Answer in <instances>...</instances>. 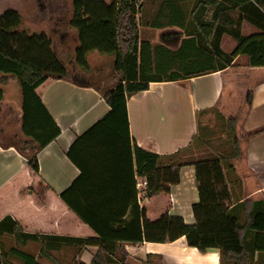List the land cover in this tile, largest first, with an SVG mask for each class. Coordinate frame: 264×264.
I'll return each instance as SVG.
<instances>
[{
	"label": "trees",
	"instance_id": "1",
	"mask_svg": "<svg viewBox=\"0 0 264 264\" xmlns=\"http://www.w3.org/2000/svg\"><path fill=\"white\" fill-rule=\"evenodd\" d=\"M138 2L71 0L67 24L75 30L69 38L74 49L70 53L65 47L64 55L56 52L52 37L55 31L28 34L22 29L19 12L8 9L0 14V73L18 81L22 96L19 123L11 142L34 175L39 172L38 152L60 134L37 87L48 77L67 76L64 58L68 54L74 67H86V56L93 51L113 55L114 70L121 73L118 83L102 92L110 108L107 114L78 136L67 151L80 174L58 196L94 235L28 233L10 216L0 221V234H14L21 243L39 241L41 255L63 247L77 248L78 255L82 247L96 246L89 264L123 262L127 255L124 244L171 242L184 237L199 251L217 249L221 264H244L250 251L264 252V199L239 204L245 216L241 224L232 207L221 159L175 162L172 158L178 153L160 156L138 147L129 133L127 98L146 90L150 82L176 81L222 70L238 55L246 56L248 67H264V0H196L193 19L199 24L198 31L187 34L175 51L139 41ZM244 20L258 32L243 35ZM208 30L212 33L209 44L201 37L205 35L208 41ZM223 33L236 41L229 53L219 47ZM208 46L209 60L193 52L207 50ZM208 62L212 65L207 66ZM202 63L205 65L201 67ZM246 103H250V94ZM229 122L234 129L236 118ZM239 154L234 139V156ZM187 164L194 166L198 192V201L192 205L193 224L169 214L170 186L179 182V169ZM135 175L146 180L145 200L140 204ZM249 233L250 243L245 240ZM13 250L25 264L29 260L30 264H38L33 255ZM1 257L0 253V264ZM72 264L85 263L75 257Z\"/></svg>",
	"mask_w": 264,
	"mask_h": 264
},
{
	"label": "crops",
	"instance_id": "2",
	"mask_svg": "<svg viewBox=\"0 0 264 264\" xmlns=\"http://www.w3.org/2000/svg\"><path fill=\"white\" fill-rule=\"evenodd\" d=\"M32 1L31 4L38 3V0ZM195 1L141 0L140 13L136 15L139 41L177 50L182 40L188 38L187 34L198 31L199 24L193 19ZM168 14L174 17V22L167 21ZM255 32H258L256 27L245 20L242 22L243 35ZM205 33L208 41L201 34L202 42L209 44L212 33L209 30ZM64 40L65 36L61 34L60 41ZM219 43L224 53H229L236 45L226 33L220 36ZM193 52L198 53V57L210 59V46L207 50L193 49ZM211 65L208 62L207 66ZM164 67L167 72V65ZM67 70L66 77H48L36 89L60 129V134L37 154L38 174L32 173L26 158L12 142L0 139V221L10 216L28 233L89 237L94 235L93 232L58 197L80 174L66 153L78 136L107 114L110 108L102 92L114 87L121 73L112 70L101 75L96 70L94 75L100 77H97V83H92L72 77L70 71L76 72L75 67H67ZM0 74V103L8 98L7 102L15 106L20 118V85L18 99L14 102L9 99L7 87L16 79ZM248 94L249 104L246 103ZM215 111L235 117V128L243 134L242 141L238 142L239 156L223 168L232 207L243 224L244 210L239 204L264 199V67H248L246 56L238 55L222 70L176 81L150 82L146 90L127 98L132 143L160 156L180 154L189 148L198 133L199 118ZM141 178L135 175L136 181ZM170 199L169 214L180 216L186 224H193L192 205L198 201L193 165L180 167L179 182L170 186ZM251 239L249 233L245 240L250 243ZM124 248L127 255L123 262L106 264H221L217 249L199 251L189 246L184 237L171 242L124 244ZM13 249L33 255L38 264H52V250L41 255L39 241L21 243L14 234L1 233V264H25ZM96 250V246H84L76 260L89 264ZM250 254L244 264H264V252ZM54 262L59 264L55 258Z\"/></svg>",
	"mask_w": 264,
	"mask_h": 264
},
{
	"label": "rangeland",
	"instance_id": "3",
	"mask_svg": "<svg viewBox=\"0 0 264 264\" xmlns=\"http://www.w3.org/2000/svg\"><path fill=\"white\" fill-rule=\"evenodd\" d=\"M32 2V0H0V14L8 9L19 12L22 19V29L28 34L40 31L47 33L55 31L52 37L54 38L56 52L64 55L65 51L63 49L67 47L70 49L68 52L72 53L74 45L70 43L69 38L71 36L73 37L75 30L67 24L70 16L71 0H38V3L34 2L31 4ZM140 2L141 0L138 3ZM196 12H194L193 8V16H195ZM138 16L141 19V15ZM168 16L169 19L167 21L169 23L174 22V17L171 14H168ZM176 18L178 19V17ZM65 33L67 34L65 40L60 41V35ZM225 47L227 48L228 46L225 45ZM64 60L67 67H74L69 62V54ZM86 62V67L75 66L77 71H70V75L78 79H86L92 81V83H97V77L99 79L100 75H94L96 70L101 75L114 70L113 55L100 54L93 51L87 54ZM204 65V63L200 64L201 67ZM18 90V81L10 82L7 87V92L11 95L9 99H18ZM7 99H3V103H0V139L11 142L13 134L18 127L19 112L12 103L10 105L7 102ZM231 118L235 117H226V115H222L218 111L208 113L202 118H199L198 133L192 145L184 152H181L179 154L180 156L177 155L172 159L178 162L197 160L198 158L211 159L219 157L222 161L223 168H226V166L231 164V160L232 162L236 160L234 156V139L239 143L243 139V134L239 133L235 127L232 129L229 122ZM239 221L241 223V219ZM77 253V248L75 247H63L60 250L52 251L55 260H58L59 264H72L73 258L76 257ZM250 253L252 252L250 251ZM52 264H55L54 260H52Z\"/></svg>",
	"mask_w": 264,
	"mask_h": 264
},
{
	"label": "built area",
	"instance_id": "4",
	"mask_svg": "<svg viewBox=\"0 0 264 264\" xmlns=\"http://www.w3.org/2000/svg\"><path fill=\"white\" fill-rule=\"evenodd\" d=\"M136 190H137V202L140 204L145 200L146 192V180L145 178L138 179L136 181Z\"/></svg>",
	"mask_w": 264,
	"mask_h": 264
}]
</instances>
